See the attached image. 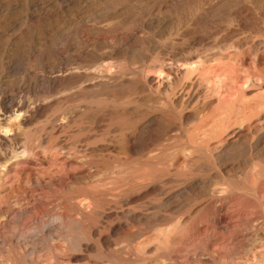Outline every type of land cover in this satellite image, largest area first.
<instances>
[{
	"label": "bare ground",
	"instance_id": "1",
	"mask_svg": "<svg viewBox=\"0 0 264 264\" xmlns=\"http://www.w3.org/2000/svg\"><path fill=\"white\" fill-rule=\"evenodd\" d=\"M77 1L79 3H83L84 6H81V5L79 6L77 4L78 3ZM257 1H259V0H257ZM53 2L58 3V4L61 2L60 10H61V12H63L62 13L63 15H65L69 11L71 6L74 7L76 4L78 5V7H77L78 10L77 9L76 10L78 12L79 17L80 16L83 17L84 13H86V12H87L88 15H91L90 18L85 16V17H83L81 19H78L77 21L75 20L77 25L83 26V24L87 23L90 26H93V25L97 26L98 22H100V23L101 22H105L104 26H107V27L110 26V25L114 26L115 29H116L115 31L119 33V34H117L119 36H116L115 38H113L114 41L111 42V43H110V40H111L112 37L110 38V36L108 37V38H110L109 41L106 38L103 39V41H100L99 38H98L99 40H96L95 38H91V39L89 38L87 41L85 40V42H81L80 41L79 45H82V48H81V46H80V48L78 46L79 49L77 50L78 51V55H80V62L76 63L75 67H73V65H70L69 68L66 67L67 69H65V71H64V69H61V70H59L57 72L54 71V72L51 73V77L49 76L50 77L49 83L51 85H55L56 83L73 84V85H76L78 83H82L81 86L73 87V88L72 87L71 88H64V90L60 91L59 93H56V91H54L55 93H54L53 96L50 95V97H49V95H48V98H45L43 100H39L38 99L39 101L34 103L32 106L30 105V103H27V102H24V101H21V100H15L13 98L10 99L7 96L8 94L4 95L5 94L4 93V94L1 95V97H0V182L1 183H2V181H3V183L5 182L4 185L7 186V188H6L7 190L5 189L6 191H10L11 192V190L13 188V186L12 187L10 186V185H13L12 181H11L10 185H8V183H7V181H8L7 178L9 177V175L12 176V174H11L12 171L10 170L9 167H11V166L15 165L17 162L23 160L24 156L21 158L20 157L21 154L26 155L28 153L26 148H23V150L20 151L21 147H17V146H20L18 144L21 143V141H20L21 134H22L21 127L24 124L35 120V118L39 114L41 115V113L44 110L46 111L47 108H50L49 106L56 99L57 100H58V98H66L67 99V98L73 97V95H74L73 93H76V94L78 93L77 95L80 96V97H81L80 94H84V95H82V98L85 95L89 96V97H100V96L104 97L105 96V98L107 100H110V101H108V103L109 102L112 103V104L110 103L111 106H109V108H107L108 106L104 107L106 109H104L103 111H101L102 110L101 109L98 112H95V113L93 112V114L91 113L93 116L94 115L96 116V115H98L100 113H107V114H110V115H112V114L120 115L121 117L126 118L127 120H129V119L130 120H133V119H135V120L140 119L141 120V119H143L145 121H144V123H140L142 125H140V124L136 125V127L138 126L136 130H141V131H143L145 129H146V131H149V130L150 131H154L156 129H160V131H161V129L162 130H166V131H170V129L173 128L175 125L177 126V124L179 126L178 128L182 129L184 127L183 126L184 124H187L188 122H191V123H193V125L195 124L194 126H197L196 127V130H197L196 132H203V134L205 135L206 133H204L205 130H203V128L205 127V123L207 122V119H209V117H211V116H214V114H216V113H221V116L223 115V118L221 117L222 119H220V121H218V124L216 123L217 122V120H216V122H215L217 124L216 128H214L215 125H214V127L212 125V127L214 129H212V131H210V133L212 135H210V137H209V139H211V140H212V138L216 139L215 141H217V143L219 144L218 145L216 143L219 146V151H218L217 154L214 152L216 154L215 156L214 155L212 156V154L210 153L211 156L219 160V159H221L223 154L229 153V151H231L234 147L238 148L237 150H239V148H241L242 146L243 147L245 146V143L248 145L247 142L243 141L245 139L244 137L247 136V135L245 136L243 133H244L245 129H248L252 125L247 128L246 127L247 125L245 126V124H243V122L242 123H238L234 119L235 117H237L236 114H238V113L235 114V111H236L237 103L240 100H242V102H243L242 98H243V96H245L244 95L245 91H248L251 88L255 89L256 87H258L260 91H262L264 89V52L263 51L260 52V49H261L260 45H262V44H257V43H254V42H253V44H250L252 41L249 43V41H247L244 38L243 39L245 41L243 39H238V38H236V36L233 35V33L231 31H232V28L236 29L237 31L241 30L239 32H242V31H245V30H249L255 36L256 35H259V37L260 36H264V20H263L264 19V12H262V11H264V10H262V9H264L263 4L258 6V15L262 16L263 19L261 18L262 20L259 21L258 18H256L257 21H250V20H248L249 19L248 17H250V16L254 17L255 15H257V13L256 12L255 13L252 12V13H254V15L252 13L250 14L247 11L248 9H244L243 8L244 6H242L243 2H241V0H106L102 5L99 3V0H89V2L86 1V0H75V1L74 0H55ZM251 4H253V3L251 2ZM255 7H256V5H255ZM55 8H56L55 4L53 6H51L48 3L44 2L43 0H0V71L2 72V73L0 72V74H4L5 71H8V69H10L9 68L10 64L11 63L13 64L12 61L15 58V55H14V52H13V48H12L13 44H15V42L20 37H22V38L23 37L24 38L34 37L35 38V37L38 36V34H41V31H43V32L45 31L46 32L48 30L47 27L50 26L48 24L46 25V22L49 23V21L51 19L55 18L53 16H57L56 13H54V9ZM15 9L18 10V11H15V12H18L17 15H16V13H14ZM20 10H21V12H19ZM83 11H84V13H83ZM60 19L62 20V17ZM55 21H57V20H55ZM21 24L28 25V26L25 29V27H23V25H21ZM58 25H59V23H58ZM92 29H93V27H92ZM71 30H72V28H71ZM82 31H79V32L82 33ZM88 31H90V30H88ZM237 31H235V35H236ZM97 32H99V31L97 30ZM112 32L114 33V31H112ZM107 33H110V31H108ZM228 33L232 34V36H229ZM91 34H94V33L92 32ZM47 35H50V34H47ZM101 35L103 36L104 34H101ZM105 35H106V32H105ZM115 35H116V33H115ZM66 37H68V36L66 35ZM247 38H249V37L247 36ZM45 39H47V38H45ZM182 40H185V41H182ZM260 40H262L261 37H260ZM27 41H28V39H27ZM38 41H39V39H38ZM83 41H84V39H83ZM176 41H178V42L182 41L183 43H182V45H176L175 46L174 44H177V43H175ZM34 42H35V40H34ZM50 42H51V46H52L53 50H55L56 54L59 57H62L64 54L68 53V51L70 49V45L68 46L65 43L64 38L59 37L57 39H51ZM39 43H41V42H39ZM42 44H43V42H42ZM16 45H17V47H20V46H18V44H16ZM15 48H16V46H15ZM48 48H50V47H48ZM105 49L106 50L108 49L107 52H103V51H106ZM28 50L30 51L32 49H28ZM28 50H27V52H28ZM24 52H26V51H24ZM20 54L21 53H19V55ZM21 58L22 57H20V59ZM47 58H49V57H47ZM35 69H37V68H35ZM11 70H14V69H10V71ZM10 74H12V73H10ZM41 76H43V75H41ZM1 77H3V76H1ZM3 78H5V76ZM6 79L8 80V78H6ZM2 86H4V85L1 84L0 88H2ZM31 87H32V85H31ZM17 89L20 90V88H17ZM75 89H77V90H75ZM254 89H253V91H255ZM54 90H55V88H54ZM72 90H75V91L73 93L72 92H68V91H72ZM255 93H257V92H255ZM76 94L74 95V97L76 96ZM250 95L253 96L252 93ZM257 95L258 94H256V96ZM78 96H77V98H78ZM141 96H143V97H141ZM144 96L149 98L150 101H146V100L143 101L141 98H144ZM247 96H248V94H247ZM247 96H246V98H247L246 100H249L250 98H248ZM260 96H261V94H260ZM10 97H12V96H10ZM259 98L260 97H258V99ZM258 99H257V101H258ZM66 101H69V100H66ZM253 101L251 100V102H253ZM255 101H256V99H255ZM258 102H260V99H259ZM143 104L146 105V108L145 107L142 108ZM239 104L240 103H238V105ZM253 104H254V102H253ZM255 104H256V102H255ZM250 105H252V104H250ZM245 106L246 105H244V107ZM256 106H257V104H256ZM246 107H245V110H246ZM248 107H250V106H248ZM262 107L264 108V96H262V101L259 104V108L261 109ZM77 108H78V106H77ZM89 108H90V106H89ZM242 108H240L241 110H238L236 112L242 111ZM263 108H262V110H263ZM93 110H95V109H93ZM243 110H244V108H243ZM248 111H249V109H248ZM256 111L257 110H255V112ZM259 111L261 112V110H259ZM88 114H89V112H88ZM248 114H249V112H248ZM40 115H39V118L41 117ZM74 115H76V114H74ZM110 115H108V116H110ZM252 115H255V114H252ZM258 116L259 115H257V117ZM247 117H249V115ZM254 118H255V116H254ZM213 119L215 121V118H213ZM248 119H251V118H248ZM243 120H245V119H243ZM254 120H256V119H254ZM254 120H253V122H254ZM33 122H35V121H33ZM247 122H246V124H247ZM64 123H66V121ZM211 124H210V126H211ZM124 125L125 124H123V126ZM133 125H135V124H131V126H133ZM27 126H28V124H27ZM131 126H128V127L131 128ZM192 126H190V127H192ZM124 129H126V128H124ZM193 129H195V127ZM187 130H189V129H187ZM190 130H192V129H190ZM200 130H202V131H200ZM260 130H264V119L262 117L259 118L257 124L254 126L255 134H256V132H258ZM128 131H130V130H128ZM141 131H140V133H141ZM150 131L148 133H150ZM247 131H249V129ZM134 132H136V131L135 130L133 132L131 131V133H133L132 135H134ZM162 132L163 131H161V133ZM172 132H174V131L172 130ZM178 132H180V131H178ZM193 132H192V134H193ZM250 132H251V130H250ZM140 133H137V134L140 135ZM152 133H155V132H152ZM152 133H150V134H152ZM230 133H231V135H233V137L230 138V140H228V138L230 136L228 138L226 136L230 135ZM145 134H147V133H145ZM150 134H149V137H150ZM156 134H158V133H156ZM189 134H190V132H189ZM197 134H199V133H197ZM153 135H155V134H153ZM160 136H161V134H160ZM165 136H166V134H165ZM186 136H188V135H186ZM156 137L154 136V140H155ZM178 137H176V138H178ZM225 137L227 138V141L224 140ZM140 138H141V136H140ZM196 138H197V136H196ZM206 138H207V136H206ZM246 138H248V137H246ZM260 138H262V137H260ZM260 138H259V140H260ZM137 139H138V136H137ZM149 139H151V138H149ZM149 139H147V140H149ZM200 139H201V142H203L202 138H200ZM147 140H145V142ZM188 140H189V137H188ZM19 141H20V143H19ZM140 141L141 140H139V142ZM156 141H158V140H156ZM163 141H165V140H163ZM245 141H246V139H245ZM124 142H126V140ZM124 142H122V143L124 144ZM184 142H186V141H184ZM259 142H261V141H259ZM262 142H264V141H262ZM199 143L200 142H198V144ZM205 143H207V142H205ZM173 144L171 146H173ZM178 144H179V142H178ZM192 144H194V143H192ZM202 144H204V142ZM66 145L67 144H65V148L67 147ZM200 145H201V143H200ZM183 146H184V144H183ZM188 146H190V144H188ZM218 146H217V149H218ZM62 147L64 148V146H62ZM249 147H251V146H249ZM189 148L192 149V146H190ZM189 148H187V149H189ZM140 149L144 150V148H140ZM154 149H151V151L154 150ZM157 149H158V146H157ZM182 149H184V147ZM214 149H216V147H214L213 150ZM256 149H258V148H256ZM122 150L124 151L123 153L126 154V156L129 157L128 159H131L133 157L135 159L137 156L140 155L139 152H137L138 150L135 151L134 149L132 150L129 147H127L126 149H123V147H122ZM158 150H160V149H158ZM168 150H169V148H168ZM196 150H197V148H196ZM199 150H200V148H199ZM201 150H202V148H201ZM165 151H167V150H165ZM192 151L193 150L183 151V154H184V158L183 159L184 160L185 159L189 160L190 157H192L190 155V154H192ZM211 151H212V149H211ZM258 151L259 152H257V155L258 154L260 155L261 153L264 152V148H262V149H260ZM153 152H152V154H153ZM165 153H167V152H165ZM178 153L179 152H177V155H179ZM156 154L157 153H155V155L147 156L148 158L145 161L146 165L153 166V167L154 166L156 167L158 164L160 165V163H157V161L161 157V155L157 156ZM194 154H196V153H194ZM237 154L239 155L240 152L237 153ZM86 155H88V153H86ZM227 155H229V154H227ZM211 156H210V158H211ZM70 157L71 156L69 154V158ZM110 157H111V155H110ZM162 157H161V161H162ZM167 157L168 156L166 155V158ZM166 158H163V159L165 160ZM174 158H175V156H174ZM174 158H170L172 165L173 164L175 165L178 162V161L175 162ZM177 158L179 159V157H177ZM256 158H258V157H256ZM53 160H55V159H53ZM117 160H119V159H117ZM167 160L164 161V163H165L164 166L161 165L162 167L166 166ZM234 160H236V158ZM125 161H126V159H125ZM190 161H192V160H190ZM223 161H225V160H223ZM246 161H244V162H246ZM53 162H55V161H53ZM65 162H66V160H65ZM130 162H131V160H130ZM134 162H137V161H134ZM181 162H183V161H181ZM152 163H153V165H150ZM187 163H188V161H187ZM187 163L185 161L184 164H187ZM190 163H192V162H190ZM224 163L226 164V162H224ZM142 165L144 166V164H142ZM190 165H192V164H190ZM244 165H246V164H244ZM107 167L109 168L110 165L107 166ZM250 167H252V166L250 165ZM129 168H131V167H129ZM257 168L254 165H253L252 168H250V171L253 172L251 174L255 175V178H256L255 181L260 178V174H261V173L260 174L257 173V170H256ZM142 169L143 168H141V171H142ZM168 169H171V168H168ZM168 169L165 172H164V170L162 171L161 169H160V171H157L159 169H156L155 171H153L152 167H151V170H152L151 174L149 173V175H147L146 173H148V172H146V173H144L146 175H143V176H140V177H139V174H138V177H136V180L132 181V179H131V181H132L131 183H130V180H128L129 183L126 180L127 181L126 184L128 183L127 186L124 185L125 183H122V185H124V187H128L129 190L130 189H134L135 187H139V188L142 187L143 188V189H140V190H142V192L139 191L140 193H138V194L133 193L135 191L131 192L132 194L127 196L128 197V202H127L126 205H128L129 208H131L132 207L131 205L135 204L138 200L141 201V199L139 198L140 196H142V195L147 196V195H151V194H153L155 196L156 193L161 192V189H163L164 186L166 187L168 184L169 185L170 184L171 185L172 184H176V182L178 181L177 180L178 179L177 176L173 175L170 172V171H173V169L172 170H168ZM233 169L231 167V170H233ZM235 169H237V168H235ZM76 170H78V168ZM229 170H230V168H229ZM246 170H248V169H246ZM190 171H192V170H190ZM59 172H61V171L59 170ZM131 172H130V174H131ZM135 172H137V171H135ZM55 173H57V172L55 171ZM122 173H124V172H122ZM127 173H125V174L127 175ZM255 173H257V174H255ZM69 174L70 173H68L67 175L70 176ZM53 175L55 176V174H53ZM57 175H58V173L56 174L55 177H57ZM140 175H141V173H140ZM263 175H264V173H263ZM11 176L9 177V179L11 178ZM116 176H118V175H116ZM15 177H17V176H15ZM121 177H123V176L121 175ZM130 177H126V178H130ZM182 177H185V175H182ZM249 177H251V176H249ZM249 177H248V179H249ZM180 178H181V176H180ZM242 178H244V177H242ZM252 179L253 178H251V180ZM119 181H121V180H119ZM255 181H254V183L252 181V183L253 184H257V182L255 183ZM261 181H262V179H261ZM261 181L259 180V182H261ZM14 183H15V181H14ZM222 184H225L224 181H223ZM259 184H262V182L259 183ZM119 185H121V183ZM110 186H112V185H110ZM119 187H121V186H119ZM189 187L192 190H190ZM110 188H112V187H110ZM125 189H127V188H125ZM135 189H137V188H135ZM188 189L191 191L190 193L193 194L192 197L194 199L200 200V202H198V204L195 206V208H194V204H193V208L194 209L192 208V213L190 215H188L189 216L188 218L183 217L184 215H187V214H185L186 213L185 209H184L185 213L183 214V216L182 217H178L179 215L181 216V212H182V210L180 208H179L180 210L176 209L177 212L176 211L174 213L170 212L171 215L174 214L173 217L171 215H165L163 218L162 217L160 218V216H162L161 212H159V213L151 212L153 215H150L149 213L148 214H144V213L137 214V212H138L137 210L135 211V209H128L127 206H126V208L128 209V210L126 209V212H131L132 213L131 217H132V220L134 221V223H136V225L139 222L140 223L143 222V220L147 219L148 217H153V225H151L152 224L151 223L149 228L147 230L145 229L146 230L145 232H141V233L139 232L136 235H132L131 234L130 236H128L126 241L123 240L124 243L121 242L122 245H119V244L116 245V246L115 245L114 246L110 245L108 239H105V238L102 237L101 233L99 232L100 230L97 227L96 228H92V230L89 229L90 233L88 231L87 234H89L90 236L89 235H87V236L89 238L91 236L93 238H95V239L98 238L97 240L100 242L99 245L102 244V246L104 247V250L105 249L107 250L106 252L111 250V251H115V252H118V251L119 252H121V251L124 252L125 251V253H126L128 251V254H129V252L132 253L131 251H134V249H136L135 244H140V245L143 244L142 247L144 246V244H148V243L155 244L156 242H158V243L162 242L164 244H174L175 241H176V233L177 232L182 231V228H184V226L186 227V225L189 222L195 221L198 217L200 219L203 216V214H205L206 211H208V209L212 210V208H214V210H215V212H213L214 215L212 214L213 216H210V217H212V218H210L211 219L210 223H212L213 225L210 226V225H206L208 223H205L203 225V227L205 226V231L201 229L202 227H200V228L198 227L199 229L196 232H194L193 229H190V228H193L192 223H190V225H192V226H190V228H188V229L192 230V232H194V234L191 236V238L188 239L186 244H192L194 248H199L200 244H207V249H208V252H210L211 258L209 257V255H208V257H209V259H212V263L213 264H219L222 261H224V262L225 261H228V262L231 261L233 259V257H234V254L236 252H238V251H236L237 244L241 243L242 240H243L242 238H240L237 235V233H235V229L237 227H240L241 225L246 223L245 222V218H243V217H245L244 215H246V214L242 215V213L240 212V210H242V209H240L239 212H238L239 215L236 218V215L231 210V209H233L235 207L233 205L234 207L232 208V206H231V203H233L232 201H231V203H228L226 205V211H225L224 214L219 213L218 209L220 208V206L223 205V207H224V204H226V203L222 204L223 203V201H222V199H223L222 197L223 196H221L220 193H223V195H225L228 188L223 189V186H222V188H221L222 190L221 189L218 190L219 188L218 189L216 188L217 189L216 190V189L211 188L210 185L203 184L201 182L200 183L192 182L190 185L185 186L184 188H182L179 191V193H177V194H175L176 192L171 194V192H172L171 191L170 195H168L167 193H169V192L166 190L167 197H165L166 195L164 196L165 198L163 197L164 199H163V201L161 203V207L162 208L158 209V210L160 211V210L164 209V211H165V210L169 209L170 207H172V205L175 204L179 198H181L182 196L188 194ZM258 189H260L259 186H258ZM106 190L104 192L105 193L104 195H106ZM114 190H115V187H114ZM114 190H112L111 192H113ZM164 191L165 190H163V192ZM109 192H110V190H109ZM228 192H230V191H228ZM233 192H235V191H233ZM240 192H241V190H240ZM125 193H126V191H125ZM190 193H189V196H190ZM235 193H237V192H235ZM243 194H245V193H243ZM257 194H258V192H257ZM1 195L2 194H0V207L2 205H4V204H6L5 206L10 205V204H7L8 200L5 201V199H4V198H6L5 197L6 195L4 196V198ZM230 195H233V194H230ZM258 195L259 196L257 198H260L262 204H264V191L259 192ZM107 196L104 197V198H106V200L108 198ZM111 196H114V195H111ZM252 196H253V194H252ZM101 197H103V195H101ZM184 197H186V196H184ZM227 197H225V199L228 200L231 196L229 198H227ZM143 199H146V198L143 197ZM187 199H189V198H187ZM235 199H237V198L235 197ZM235 199H233V201ZM239 199H241V198H239ZM21 200L16 199L15 202L14 201L13 202L16 205L22 206L20 204L22 202H24V201H21ZM77 200H79V199H77ZM91 200L92 199H90V201ZM242 200H244V198ZM250 200L251 199L248 198L247 201H250ZM254 200H255V198H254ZM93 201L94 200H92V202ZM110 201L111 200H108V202H110ZM181 201H182V199H181ZM189 201H190V199H189ZM192 201H193V203L195 202L194 200H192ZM92 202H91V204H92L91 208H94L93 205H95V204H93ZM236 202L237 201H235L234 203H236ZM244 202H246V201H244ZM87 203L89 204V202H87ZM252 203H253V206H254V202H251V204L248 203L249 206H252ZM107 204H105V205H107ZM112 204H114V203L112 202ZM123 204H124V201H123ZM236 205H238V204H236ZM75 206H73V207H75ZM140 206H142V205H140ZM140 206H138V207H140ZM245 206H246V204H245ZM60 207H62V206H60ZM78 207L83 208V204H81V206L79 205ZM88 207H89V205H88ZM96 207L99 210L100 207L97 206V205H96ZM96 207L94 208V210L96 209ZM133 207H135V206L133 205ZM117 208L119 210H121L120 209L121 207L119 208V206H118ZM117 208H114L113 209L114 211H110V208H109V210H108L109 212H106V213L102 212V211H104L103 209L101 210L102 215L101 214L100 215L102 217H99V218H102V221H103V222H101L102 225H103V223H106L107 220L118 216V213L115 211V209H117ZM174 208L175 207H173L172 209H174ZM247 208H249V207H247ZM2 209H3V207H2ZM12 209H13V207H12ZM64 209H65V207H64ZM69 209L70 210H68V211H71L70 206H69ZM211 210H210V213H212V211H214V210H212V211ZM247 210H249V209H247ZM73 211L74 210L72 208V213H73ZM87 211H85L86 215H88V213H89V211H88V213H87ZM142 211H144V210H142ZM234 211H235V209H234ZM236 211H238V210L236 209ZM250 211H252V210L250 209ZM250 211H249L248 215H251ZM79 212L81 213V211H79ZM83 212H82V214H83ZM91 212L89 214H92ZM242 212H244V211H242ZM261 212H263V211H261ZM9 213L13 214L10 209H7L5 214H9ZM60 213H61V211H60ZM62 213H64V211H62ZM66 213H67V208H66ZM119 213H121V212H119ZM235 213H237V212H235ZM254 213H257V212L254 211ZM122 214H124V210H123ZM257 214L260 215V213H257ZM64 215H65V213H64ZM74 215H77V214H74ZM176 215H178V216H176ZM209 215H211V214H209ZM69 216H70V212H69ZM174 216H176L179 219H177ZM7 217H8V215H7ZM76 217H75V220H76ZM83 217H84V215H83ZM260 217L262 218L261 215H260ZM77 218H79V215H78ZM172 218H175V219L178 220V224L176 223L177 227L170 226V224L172 223V222H170V220L173 221V222L175 221ZM62 219H63V217H62ZM71 219H69V223L71 222L70 221ZM80 219H82V218H80ZM129 220H131V219H129ZM205 220H207V219H205ZM252 220H251V223H252ZM66 221L68 223V220H66ZM112 221H114V220H112ZM77 222H79V220ZM81 222H83V221L81 220ZM109 222H107V225H108ZM149 222H151V221H149ZM207 222H209V221L207 220ZM84 223H85V221H84ZM201 223H202V220H201ZM251 223H249V225ZM260 223H259V225H260ZM71 224H69V225H71ZM173 224H175V223H173ZM176 224L173 225V226H176ZM256 224H254V225H256ZM79 225H81V224L79 223ZM104 225H106V224H104ZM115 225H116V223H115ZM195 225H196V223H195ZM254 225H252V226H254ZM99 226H101V225H99ZM262 226H263V224H262ZM245 227H246V230H245V228H244V230L247 231V226H245ZM250 227H251V225H250ZM121 228L122 227L119 226L118 229L120 230ZM254 228H256V227L254 226ZM254 228L252 230H255ZM107 229H109V228H107ZM195 229H197V228H195ZM256 229H258V228H256ZM85 231L87 232V230H85ZM259 231H260V229H259ZM254 234H256V233H254ZM259 234H261V233H259ZM151 236H153V241L150 239ZM259 236H261V235H259ZM244 238H245V236H244ZM95 239H93V240H95ZM240 239H242V240H240ZM247 239H249V238H247ZM150 241H152V242H150ZM258 241H260V240H258ZM257 242H256V244H258ZM243 243H241V244H243ZM14 244L15 243H13V246H14ZM260 244H263V245L262 246L260 245L261 247H259V248L257 247V246H259V244L257 246H255L256 248H258L257 250L251 249V251L253 250L254 254H253V258L251 259V263L249 261L248 264H264V240L262 242H260ZM62 245H64V244H62ZM62 245H60V246L64 247ZM198 245H199V247H197ZM68 246H70V244ZM147 246L148 245H146V247ZM241 247H242V245H241ZM44 248H42V249H44ZM194 248H193V251H197V250H194ZM46 249H47V247H46ZM85 249H86V247H85ZM93 249H95V246L93 247ZM137 249H136V252H137ZM54 250L51 249V251H54ZM64 250H66V249H64ZM87 250H88V248H87ZM26 251H27V249H26ZM48 251H50V250L48 249ZM111 251H110V253H111ZM56 252H58V251H56ZM67 252H69V251H67ZM110 253H109V255H110ZM148 253H149V251H148ZM247 253H248V251H247ZM96 254H99V253L96 252ZM128 254H126V255H128ZM85 255H87L86 259H88V257H89L88 254H85ZM126 255H124V257ZM45 256L49 257L48 255H45ZM45 256L44 257L42 256V257L45 259ZM56 256H55V258H56ZM101 256H102V253H101ZM113 256H115V255H113ZM118 256L121 259L122 255L121 256L118 255ZM130 256H132V255H130ZM139 256L137 258H140ZM105 257H107V256H105ZM36 258H38V257H36ZM131 258H133V257H131ZM134 258H135V256H134ZM130 259H128V260H130ZM141 259H142V257H141ZM144 259H143V261L141 260L142 263L147 261L146 259L144 261ZM47 260H48V258H47ZM47 260H46V262H47ZM107 260H109V259H107ZM124 260L126 261V259H124ZM161 260L160 259H156L153 262L152 261L151 262L153 264H170L168 262H163ZM38 261H36V262H38ZM104 261H105V259L103 260V262ZM123 261H122V263H123ZM49 262H51V261H49ZM72 262H75V261L73 260ZM113 262L114 261L112 260V263ZM127 263H129V262H127ZM131 263L132 262H130V264ZM76 264H78V263H76ZM79 264H80V262H79ZM95 264H98V263H95Z\"/></svg>",
	"mask_w": 264,
	"mask_h": 264
},
{
	"label": "rangeland",
	"instance_id": "2",
	"mask_svg": "<svg viewBox=\"0 0 264 264\" xmlns=\"http://www.w3.org/2000/svg\"><path fill=\"white\" fill-rule=\"evenodd\" d=\"M43 1L48 3L51 6H53L55 4L56 8L54 9V13H56L57 16H53L55 18L51 19L52 21L50 20L49 23L46 22V25L48 24L50 26L47 27L48 30L46 32L45 31L44 32L41 31V34H38L39 37L38 36L35 37V38L34 37H31V38H24V37L22 38V37H20L15 42V44H13L12 48H13V52H14L15 58L13 57L14 58L13 61H12L13 64L11 63L9 68L10 69H14V70L10 71V69H8L9 72L5 71L4 74H0V85L1 84L4 85V86H2V88H0V97H1L2 94L5 93L4 95L8 94L7 96L10 99L13 98L15 100H21V101L30 103L31 106L34 103H36L37 101H39V100H43L45 98H48V95H49V97H50V95L53 96L54 93H55L54 91H56V93H59L60 91H63L64 88H71V87L73 88V87H79V86L82 85V83H78L76 85H73V84H62V83H56L55 85H51L49 83V79L51 77V73L52 72H54V71L57 72V71H59L61 69H64V71H65V69H67L66 67L69 68L70 65H73V67H75L76 63L80 62V55H78V51H77L80 48V46L82 48V45H79L80 41L81 42H85V40L87 41L89 38L90 39L91 38H95L96 40L100 39V41H103V39L106 38L109 41L110 38L112 37L111 40H110V43H111V42L114 41L113 38H115L116 36H119V35H117L119 33L115 31L116 30L115 27L112 26V25H110L108 27L104 26L105 22H101V23L98 22L97 23L98 25L96 24L97 26H95V25L90 26L87 23L83 24V26L77 25L76 21L78 19H81V18H83L85 16L90 18V16H91V15H88L87 12L84 10L86 12V13H84V11H83L84 16L83 17L82 16L79 17L78 12H77V10H78L77 7H78V5L79 6L80 5L84 6L83 3H79L77 1L78 5L76 4L74 7L71 6L69 11H68L69 13L67 12L68 14L66 13L65 15H63L62 14L63 12H61V10H60L61 2L58 4V3L53 2L55 0H46V1L43 0ZM86 1L89 2V0H86ZM105 1L106 0H99V3L102 5ZM248 1L249 0H246V1L245 0L244 1L241 0V2H243L242 3V6H244L243 8L244 9H248L247 11L250 14L252 12H254V13L256 12L257 13V15L254 16L255 18L253 16H250V17H248L249 18L248 20L257 21L256 18H258L259 21L262 20L263 17L258 15V6L263 4V7H264V0H259V1L250 0L249 2ZM251 2L253 4H251ZM255 5H256V7H255ZM16 9L14 10V13H16V15H17L18 12H15V11H18V10H16ZM262 10H264V9H262ZM19 12H21V10ZM262 12H264V11H262ZM254 13H252V14L254 15ZM61 17H62V20L60 19ZM55 20H57V21H55ZM58 23H59V25H58ZM21 25H23V27H25V29L28 26V25H24V24H21ZM92 27H93V29H92ZM94 27L95 28L97 27V28L95 29ZM71 28H72V30H71ZM88 30H90L91 32L88 31ZM97 30L100 33L97 32ZM79 31H82V33H80ZM108 31H110V33H107ZM112 31H114V33ZM235 31H237V30L232 28L231 32L238 39H243L244 38L247 41H249V43L252 41L250 44H253V42L257 43V44H262V45H260V47H261L260 52H262V51L264 52V48H263L264 47V45H263L264 44V36H260L261 39H262V40H260L259 35L255 36L249 30H245V31H242V32H239L241 30H238L236 32V35H235ZM92 32L94 34H91ZM105 32H106V35H105ZM46 33L50 34V35H47ZM115 33H116V35H115ZM82 34L83 35L85 34V35L83 36ZM101 34H104V35L102 36ZM228 34H229V36H232V34H230V33H228ZM66 35L68 37H66ZM109 36H110V38H108ZM247 36L249 38H247ZM59 37L64 38L65 43L68 46L70 45V49H69L68 53L64 54L62 57H59L56 54V52H55V50H53V48L51 46V42H50L51 39H57ZM45 38H47V39H45ZM27 39H28V41H27ZM38 39H39V41H38ZM83 39H84V41H83ZM34 40H35V42H34ZM182 41H185V40H182ZM182 41H179V42L176 41L175 43H177V44H174V45L175 46L176 45H182V43H183ZM39 42H41V43H39ZM42 42H43V44H42ZM16 44H18V46H20V47H17ZM15 46H16V48H15ZM78 46H79V48H78ZM23 47L24 48L26 47V48L24 49ZM48 47H50V48H48ZM28 49H32V50L29 51ZM27 50H28V52H27ZM107 50L103 51V52H107ZM24 51H26V52H24ZM19 53H21V54L19 55ZM19 56L22 57V58L20 59ZM47 57H49V58H47ZM35 68H37V69H35ZM10 73H12V74H10ZM41 75H43V76H41ZM1 76H3V77L5 76V78H3ZM6 78H8L9 81ZM31 85H32V87H31ZM17 88H20V90H18ZM54 88H55V90H54ZM251 89L244 92L245 96H243V98H242L243 102H242V100H240L238 102L240 104L238 105V103H237L236 111L241 110L240 108H242V107L244 108V110L242 108V111H239V112L235 111V114L238 113L239 115L236 114L237 117L234 118L238 123H242L243 122V124H245V126L247 125L246 126L247 128L252 125L251 127L248 128L249 131H247L248 129H245V131L243 133L245 136L247 135L246 137H248V138L244 137L246 139V141H245V139L243 140L244 142H247L248 145L245 143V146L244 147L242 146L243 148L241 147V148H239V150H237L238 148L234 147L232 149L233 151L231 150V151H229V153L223 154L221 159H219L220 161L218 159L212 157L213 155L215 156L218 153V151H219V146L218 145L219 144L217 143V141H215L216 139L212 138V140H211V139H209V137H210V135H212L210 133V131H212V129L216 128L217 124H218V121H220V119L223 118V115L221 116V113H216V114H214V116H211V117H209V119H207V122L205 123V127H204L205 129L203 128V130H205L204 133H206L205 135L207 136V138L203 134V132H196L197 131L196 130L197 126H194L195 124L193 125V123H191V122H188L189 124L186 122L187 124H184L183 125L184 127L182 126L183 127L182 129H179L178 128L179 126L177 124V126L175 125L173 128L170 129V131H166V130H162L161 129V131H163L161 133L160 129H156L154 131H150L149 130L150 133L155 132V133L150 134V133H148L149 131H146V129L143 130L144 132L141 131V130H136L137 127H138V126L136 127V125H138L140 123H144L145 120H143V119H141V120L137 119L138 121L135 120V119L127 120L126 118H123L120 115H117V114L110 115V114H107V113H100V114L96 115L97 117L95 115L93 116L92 115L93 112L94 113L98 112L101 109H102L101 111H103L104 109H106L104 107L108 106L107 108H109V106H111L112 103L111 102L108 103V101H110V100H107L105 98V96L104 97L103 96H100V97H89V96L85 95L82 98V95H84V94H80L81 97L78 96L77 95L78 93L77 94L73 93L75 90H77V89H75V90H72V91H68V92H72L74 95L76 94L75 97L73 95V97H70L71 99L70 98H67V99L66 98H58V100L56 99L49 106L50 108H47L48 110L46 109V111L44 110L41 113V115L39 114L41 116L40 118H39V115H38L35 118V120H33L35 122H33V121L28 122V123L24 124L21 127V130H22L21 131L22 132L21 139H20L21 143L19 141L20 144H18V145H20V146H17V147H21L20 151H22L23 148H26L28 153L26 155L21 154L20 155L21 158L24 156L23 160L17 162L15 164L16 166L13 165V166L9 167L10 170L12 171L11 172L12 176L9 175V177L11 176V178L10 179H9V177L7 178V180H8L7 183H8V185H10V183L12 181L13 185H10V186L11 187L13 186V188H12L13 191L12 190H11V192L10 191H6L7 190L6 189L7 186L4 185L5 182L4 183H3V181H2V183L0 182V190H1L0 194H2L1 196H3V198L6 195L5 196L6 198H4V199H5V201L8 200L7 204H10V205H7V206H5L6 204H4V205H2L0 207L1 208L0 209V212H1L0 213V264H19V263L20 264H32V263L33 264H35V263L36 264H42V263L46 264L47 262H48L47 264H53L54 262H55L54 264H76V263L79 264V262H80V264H95V263H98V264H100V263L101 264H104V263L105 264H111L112 260L114 261L112 264H118V263L119 264H126L127 262H129L127 264H130V262H132L131 264H134V263L135 264H138V263L139 264H151L156 259H160V260L162 259L161 261L168 262L170 264H182V263L183 264L184 263L185 264H213L212 263V259H209V257L211 258V255H210V252H208L207 244H200V247H199V245L197 246L199 248H194L192 244H186V242L188 241L189 238H191V236L194 234V232H196L200 227H202L201 229L205 231V226L203 227V225L205 223H208L206 225H210V226L213 225L212 223H210V220H211L210 218H212L210 216L214 215V213H213V212H215L214 208H212V210H214V211H212L211 209H208V211H206V213L203 214V216L200 219L198 217L195 221H193L194 223L193 222H189L188 223L189 225L187 224L186 227L184 226V228H182V231L177 232L176 233V241H175L174 244H164L162 242L161 243L160 242L159 243L156 242L155 244H153V243L144 244L145 247L144 246L142 247L143 244L142 245L135 244L136 249L138 248L137 252H136V249H134V251H131L132 253L129 252V254H128V251L125 253V251L124 252L123 251L115 252V251H111L110 250L111 253L113 252L114 254L113 253L112 254L115 255L118 259L115 256H113L110 253V251L106 252L107 250L106 249L104 250V247L102 246V244H100L101 246L99 245L100 242L97 240L98 238L95 239L92 236H91L92 238L91 237L89 238L87 236V235H89V234H87L88 231L90 233V230H92V228H96L97 227L100 230L99 232L101 233L102 237L105 238V239H108L110 245H113V246L115 245L116 246L118 244L122 245L121 242L124 243L123 240L126 241L128 236H130L131 234L132 235H136L139 232L140 233L141 232H145L149 228L151 223H152L151 225H153V217H148L147 219L143 220V222H141V223L139 222L136 225V223H134V221L132 220V217H131L132 213L131 212H126L127 208L128 209H135V211L137 210L138 211L137 214H140V213L148 214L149 213L150 215H153L151 212H153V213L161 212L162 216H160V218L161 217L163 218L165 215H171L170 212H172V213H174L175 211L177 212V210L180 208L182 210L181 216L179 214H178L179 216L178 215H176V216L182 217L183 214L186 211L185 214H187V215H184L183 217L188 218L189 217L188 215H190L192 213L193 204H194V208H195V206L198 204V202H200V200H196V199H194L192 197L193 194L190 193L191 192L190 190H192L190 187H189L190 190L188 189V194L184 195L186 197L182 196L181 198H179L177 200V202L172 205V207H170L169 209H167L165 211H164V209L160 210V211L158 209L162 208L161 207V203H162L163 199L165 197H167V194L170 195L171 191H172L171 194L174 193V192H176L175 194H177V193H179V191L182 188H184L185 186L190 185L192 182H196V183H200L201 182L203 184H208L213 189H216V188L218 189L219 188L218 190H220L222 188V186H223V189L228 188L227 191H226L227 195L226 194L223 195V193H220V195L223 196L222 198L224 199V200L222 199V201H223L222 204H224V203H226V204H224V207H223V205L220 206V208L218 209V212L221 213V214H224L225 211H226V205L228 203H231V201H232L233 203H231V206H232V208L234 206L235 207L233 209H231V210L236 215V218L239 215L238 212H239L240 209H242V210H240L242 215L246 214V215H244L245 217H243V218H245V222L246 223L241 225L240 227H237L235 229V233H237V235L240 238L243 239V240L240 239V240H242L241 243H243V242L244 243L243 244H241V243L237 244L236 251H238V252L235 253L236 255L234 254V257H233V259L231 261H229V262L228 261H225V262L222 261L219 264H228V263L229 264H248L249 261L251 263V259L253 258V254H254L253 250H257L259 247H261L263 244H260V242H262L264 240L263 239L264 238V236H263L264 235V215H263L264 214V204H262L260 198H257L259 196L258 195L259 192L264 191L263 190L264 189V179H263L264 178V175H263V173H264V152L261 153L260 155L259 154L257 155V152H259L258 150L264 148V142H262V141H264V138H263L264 137V130L258 131L259 133L261 132L260 134L258 132H256V134H255V131H254V126L257 124L259 118L262 117L264 119V108L262 107L263 110H262V108L261 109L259 108V104L262 101V96H264V92H263L264 89L262 91H260L258 87H256L255 89L254 88H251ZM253 89L255 91H253ZM255 92H257V93H255ZM251 93L253 94L254 97L252 95H250ZM247 94H248V96H247ZM256 94H258V95L256 96ZM260 94H261V96H260ZM10 96H12V97H10ZM77 96H78V98H77ZM246 96L248 98H250V99L246 100L247 99ZM141 97H143V96H141ZM258 97H260L259 98L260 102H258L259 101ZM141 99L143 101H145V100L146 101H150V99L145 97V96H144V98H141ZM255 99H256V101H255ZM257 99H258V101H257ZM66 100H69V101H66ZM251 100L252 101L254 100L253 101L254 104H253V102H251ZM247 101L248 102L250 101V102L248 103ZM255 102H256L257 106H256ZM250 104H252V105H250ZM244 105L247 106V107L245 106L246 110H245ZM77 106H78V108H77ZM89 106H90V108H89ZM248 106H250V107H248ZM144 107L146 108V105L143 104L142 108H144ZM93 109H95V110H93ZM248 109H249V111H248ZM255 110H257L258 112L257 111L255 112ZM259 110H261V112ZM247 111L249 112V114H248ZM88 112H89V114H88ZM74 114H76V115H74ZM252 114H255V115H252ZM108 115H110V116H108ZM248 115H249V117H247ZM257 115H259V116L257 117ZM254 116H255V118H254ZM213 118H215V121H214ZM248 118H251V119H248ZM243 119H245V120H243ZM254 119H256L257 121L254 120ZM216 120H217V122H216ZM253 120H254V122H253ZM65 121H66V123H64ZM246 122H247V124H246ZM27 124H28V126H27ZM123 124H125L124 125L125 127L123 126ZM131 124H135V125L131 126ZM210 124H211V126H210ZM140 125H142V124H140ZM192 125L195 127V129H193L194 127ZM212 125H213V127L215 125V127L213 128ZM128 126H131V128H129ZM190 126H192V127H190ZM123 127L126 128V129H124ZM187 129H189V130H187ZM190 129H192V130H190ZM128 130H130V131H128ZM134 130L136 131V132H134V135L136 134L135 135L136 137L134 135H132L133 133H131V131L133 132ZM172 130L174 132H172ZM177 130L180 131V132H178ZM250 130H251L252 133L250 132ZM140 131H141V133H140ZM200 131H202V130H200ZM189 132H190V134H189ZM192 132H193V134H192ZM137 133H140V135L137 134ZM145 133H147L148 135L145 134ZM156 133H158V134H156ZM197 133H199V134H197ZM149 134H150V137H149ZM153 134H155V135H153ZM160 134H161V136H160ZM165 134H166V136H165ZM186 135H188V136H186ZM137 136H138V139H137ZM140 136H141V138H140ZM154 136L155 137L157 136L155 138V140H154ZM175 136L176 137L179 136V137L176 138ZM196 136H197V138H196ZM188 137H189V140H188ZM226 137L227 138L229 137L228 140H230V138H232L233 135H231V133H230V135H228ZM226 137L224 139L225 141H227ZM260 137H262V138H260ZM149 138H151V139H149ZM200 138H202L204 144H202L203 142H201ZM259 138H260V140H259ZM147 139H149V140H147ZM123 140L124 141L126 140V142H124ZM139 140H141V141L139 142ZM145 140H147V141L145 142ZM156 140H158V141H156ZM163 140H165V141H163ZM184 141H186V142H184ZM259 141H261V142H259ZM122 142H124V144ZM178 142H179V144H178ZM198 142H200L201 145H200V143L198 144ZM205 142H207V143H205ZM192 143H194V144H192ZM65 144H67L66 148H65ZM172 144H173V146H171ZM183 144H184V146H183ZM188 144H190V146H192V149L189 148L190 146H188ZM216 145L218 146V149H217ZM62 146H64V148ZM157 146H158V149H160V150L157 149ZM249 146H251V147H249ZM122 147H123V149H126L127 147H129L132 150L133 149L135 151L138 150L137 152H139L140 155L137 156L135 159H134V157L131 158V159H128L129 157L126 156V154L123 153L124 151L122 150ZM183 147H184V149H182ZM214 147H216V149L213 150ZM140 148H144V150L140 149ZM168 148H169V150H168ZM187 148H189L190 150H193L192 154H190L192 157H190L189 160H186V159L184 160L183 159L184 158L183 151H186V150L190 151ZM196 148H197V150H196ZM199 148H200V150H199ZM201 148H202V150H201ZM210 148L212 149V151H211ZM256 148H258V149H256ZM151 149H154V150L151 151ZM165 150H167V151H165ZM176 151L179 152L178 153L179 155H177ZM152 152H153V154H152ZM165 152H167V153H165ZM239 152H240V154L238 155L237 153H239ZM86 153H88V155H86ZM155 153H157L156 154L157 156L161 155V157L165 154L162 157V161H161V157L160 158L158 157L159 158L158 159L159 162L157 161V163H160V165L158 164L157 165L158 167L157 166L153 167V166L146 165L145 161L148 158L147 156L155 155ZM194 153H196V154H194ZM210 153L212 154V156H211ZM69 154L71 156L70 158H69ZM227 154H229V155H227ZM110 155H111V157H110ZM166 155L168 156L167 158H166ZM174 156H175V158H174ZM210 156H211V158H210ZM177 157H179V159ZM256 157H258V158H256ZM163 158H166V159L164 160ZM170 158H174L175 162H177V161L178 162L175 165L174 164L172 165ZM235 158H236V160H234ZM53 159H55V160H53ZM117 159H119V160H117ZM125 159H126V161H125ZM222 159L225 160V161H223ZM52 160L55 161V162H53ZM65 160H66V162H65ZM130 160H131V162H130ZM166 160H167L166 166L162 167L161 165L164 166L165 165L164 161H166ZM190 160H192V161H190ZM134 161H137V162H134ZM181 161H183V162H181ZM185 161H186V163L188 161V163L184 164ZM244 161H246L247 163L244 162ZM190 162H192V163H190ZM224 162H226V164ZM142 164H144V166ZM190 164H192V165H190ZM244 164H246V165H244ZM109 165H110V167L108 168L107 166H109ZM150 165H153V163L150 164ZM250 165L252 167L254 165V166H256V168L258 167L256 169L257 173L258 174L261 173L260 174V178L257 179L256 181H255V179H256L255 175L251 174L253 172L250 171V168H252V167H250ZM129 167H131V168H129ZM151 167H152L153 171H155L156 169H159L157 171H160V169H161L162 171L164 170V172H165V171H167L168 168H171V169H168V170H172L173 169L174 172L173 171H170V172L173 175L177 176V178H178L177 180L178 181L176 182V184H172V185L168 184L169 186L168 185L166 187L164 186L165 189L164 188L161 189V192L156 193L157 195L155 194V196L153 194L147 195V196H145V195L140 196L139 198L141 199V201L138 200L135 203L136 205L133 204L135 207H133V205H131L132 207L130 206L131 208H129V206L126 205L127 202H128V197L127 196L132 194L131 192H133V191H135L133 193L138 194V193L142 192V190H140V189H143V188L142 187H140V188L139 187H135V188H137V189H135L133 187L134 189H130L131 190L130 191L129 188L128 187H124V185H126V186L128 185V183H129L128 180H130V183L133 180H136V177H138V174H139V177L143 176V175H146V174L149 175V173L151 174L152 173ZM231 167H232V169L233 168L234 169L231 170ZM75 168L76 169L78 168V170H76ZM141 168H143L142 171H141ZM229 168H230V170H229ZM235 168H237V169H235ZM246 169H248V170H246ZM59 170L61 172H59ZM190 170H192V171H190ZM55 171L58 173L57 177H55L56 174H57V173H55ZM135 171H137V172H135ZM122 172H124V173H122ZM127 172L129 174L131 172V174L129 175ZM146 172H148V173H146ZM68 173H70L69 174L70 176L67 175ZM125 173H127V175ZM140 173H141V175H140ZM144 173H146V174H144ZM257 173H255V174H257ZM53 174H55V176ZM116 175H118V176H116ZM121 175L123 177H121ZM182 175H185V177H182ZM15 176H17V177H15ZM180 176H181V178H180ZM249 176H251V177H249ZM126 177H130V178H126ZM242 177H244L245 179L247 178V179L245 180ZM248 177H249V179H248ZM251 178H253V179L251 180ZM131 179H132V181H131ZM261 179H262V181H261ZM119 180H121V181H119ZM126 180L128 181L127 184H126V182H127ZM259 180L262 182V184H259V183H261V182H259ZM14 181H15V183H14ZM223 181H224L225 184H222ZM252 181H253V183H254V181H255V183L257 182V184H253ZM120 183H121V185H119ZM122 183H125V184L122 185ZM109 184L112 185V186H110ZM113 186L115 187L116 191L114 190ZM119 186H121V187H119ZM258 186H259L260 189H258ZM110 187H112L113 189L110 188ZM125 188H127V189H125ZM111 189L114 190V191L111 192L112 191ZM105 190H106V195H104L105 194L104 193ZM109 190H110V192H109ZM163 190H165V191L163 192ZM166 190L169 193H167ZM240 190H241V192H240ZM125 191H126V193H125ZM228 191H230L231 193L228 192ZM233 191H235L237 193H235ZM257 192H258V194H257ZM189 193H190V196H189ZM243 193H245V194H243ZM251 193L253 194L254 197L252 196ZM110 194L114 195V196H111ZM230 194H233V195H230ZM101 195H103V197H101ZM106 196L108 197L107 200H106V198H104ZM234 196L237 199H235ZM143 197L146 198V199H143ZM225 197H227V198L230 197V198L227 200V199H225ZM242 197L244 198V200H242L243 199ZM187 198H189L190 201ZM239 198H241V199H239ZM248 198L251 199L252 201L251 200L247 201ZM254 198H255V200H254ZM16 199H19V200L22 199L21 201H24V202H22L20 204L22 206L14 204ZM77 199H79V200H77ZM90 199H92L94 201L92 202V200L90 201ZM181 199H182L183 202L181 201ZM233 199H235V200L233 201ZM108 200H111V201L108 202ZM192 200H194L195 202L193 203ZM123 201H124V204H123ZM235 201H237V202L234 203ZM244 201H246V202H244ZM87 202H89V204ZM91 202L93 204H95V205H93L94 208L96 207V205L99 206L100 207V208L98 207L99 210L97 209V207H96L97 210L96 209L94 210V208H91L92 207ZM112 202L114 204H112ZM251 202H254V206H253V203H252V206H249V204H251ZM81 204H83V208L78 207L79 205L81 206ZM105 204H107V205H105ZM236 204H238V205H236ZM245 204H246V206H245ZM72 205L73 206L76 205L75 206L76 208L73 207ZM88 205H89V207H88ZM140 205H142V206H140ZM60 206H62V207H60ZM69 206L71 208V211H68V210H70ZM118 206H119V208L121 207L120 208L121 210H119L117 208ZM126 206H127V208H126ZM138 206H140V207H138ZM2 207H3V209H2ZM12 207H13V209H12ZM64 207H65V209H64ZM113 207L117 208V209H115V211L118 213V216L113 217L114 219L112 218V219L107 220L106 223H103V225H102V223H101V222H103L102 218H99V217H102L101 216L102 215L101 210L103 209L104 211H102V212L106 213V212H109L108 211L109 208H110V211H114ZM173 207H175V208L172 209ZM247 207H249V208H247ZM66 208H67V213H66ZM72 208L74 210L73 213H72ZM7 209H10L12 213L14 211L15 212L13 214H11V213L5 214ZM122 209L124 210V214H122L123 213ZM184 209H185V211H184ZM234 209H235V211H234ZM236 209L238 211H236ZM247 209H249V210H247ZM250 209L253 212L250 211ZM87 210L89 211V213L92 211L91 212L92 214H89ZM142 210H144V211H142ZM210 210L212 211V213H210ZM60 211H61V213H60ZM62 211H64L65 215H64V213H62ZM79 211H81V213ZM85 211H87L88 215H86ZM242 211H244V212H242ZM249 211H250L251 215H248ZM254 211L257 212V213H260L262 218L260 217L259 214L254 213ZM261 211H263V212H261ZM69 212H70V216H69ZM82 212H83V214H82ZM119 212H121V213H119ZM235 212H237V213H235ZM74 214H77V215H74ZM209 214H211V215H209ZM7 215H8V217H7ZM78 215H79V218H77ZM83 215H84V217H83ZM173 215H171V216L173 217ZM176 216H174V217H176ZM62 217H63V219H62ZM75 217H76L77 221L79 220V222H77L75 220ZM80 218H82V219H80ZM69 219H71L70 223H69ZM129 219H131V220H129ZM172 219H174L175 221L173 222V221L170 220V222H172L170 224V226L177 227V224H178V220L177 219H179V218H177V219L172 218ZM205 219H207L209 222H207V220H205ZM66 220H68V223H67ZM81 220L83 222H81ZM112 220H114V221H112ZM201 220H202V223H201ZM251 220H252V223H251ZM84 221H85V223H84ZM149 221H151V222H149ZM107 222H109L108 225H107ZM79 223L81 225H79ZM115 223H116V225H115ZM173 223H175V224L177 223L176 226H173V225H175ZM190 223H192L193 228H190V226H192V225H190ZM195 223H196V225H195ZM249 223H251L250 224L251 227H250ZM259 223H260V225H259ZM69 224H71V225H69ZM104 224H106V225H104ZM254 224H256V225H254ZM262 224H263V226H262ZM99 225H101V226H99ZM252 225H254L258 229L254 228V226H252ZM119 226L122 227L120 230L118 229ZM245 226H247V231H245L246 230ZM252 227L256 231L252 230L253 229ZM107 228H109V229H107ZM188 228L193 229L194 232H192V230H189ZM195 228H197V229H195ZM244 228H245V230H244ZM259 229H260L261 232L259 231ZM85 230H87V232ZM254 233H256V234H254ZM259 233H261V234H259ZM259 235H261V236H259ZM244 236H245V238H244ZM247 238H249V239H247ZM93 239H95L96 241L93 240ZM150 239L153 241V236H151ZM258 240H260V241H258ZM152 241H150V242H152ZM256 242L259 244V246H257L258 244H256ZM13 243H15L14 246H13ZM62 244H64V245H62ZM69 244H70V246H68ZM60 245H62L64 247H61ZM146 245H148L147 246L148 248L146 247ZM241 245H242V247H241ZM92 246L93 247L95 246V249H93ZM255 246H257L258 248H256ZM46 247H47V249H46ZM85 247H86V249H85ZM42 248H44V249H42ZM87 248H88V250H87ZM193 248H194V250H197V251H193ZM26 249H27V251H26ZM48 249L50 251H48ZM51 249L52 250L55 249V250L51 251ZM64 249H66V250H64ZM251 249H253V250L251 251ZM56 251H58V252H56ZM67 251H69V252H67ZM148 251H149V253H148ZM247 251H248V253H247ZM96 252H98L100 255L96 254ZM101 253H102V256H101ZM109 253H110V255H109ZM85 254H88V256L90 258L88 257V259H86L87 255H85ZM126 254H128V255H126ZM45 255H48L49 257H46ZM104 255L107 256V257H105ZM118 255H120V256L122 255L121 259H120V257ZM124 255H126V256L124 257ZM130 255H132V256H130ZM208 255H209V257H208ZM35 256L38 257V258H36ZM42 256L43 257L45 256V259ZM55 256H56V258H55ZM134 256H135V258H134ZM138 256L140 258H137ZM82 257L83 258L85 257V258L83 259ZM131 257H133L134 259L131 258ZM141 257H142V259H141ZM143 257L147 261H145V259ZM47 258H48V260H47ZM102 259L103 260L105 259L106 262L105 261L103 262ZM107 259H109V260H107ZM124 259H126V261ZM128 259H130V260H128ZM140 259L142 261L144 259L145 262L142 263V261ZM46 260H47V262H46ZM73 260L75 262H72ZM36 261H38L39 263L36 262ZM49 261H51V262H49ZM122 261H123V263H122Z\"/></svg>",
	"mask_w": 264,
	"mask_h": 264
}]
</instances>
